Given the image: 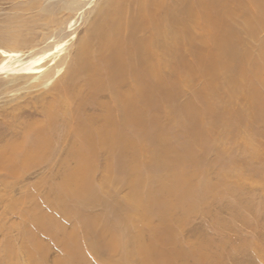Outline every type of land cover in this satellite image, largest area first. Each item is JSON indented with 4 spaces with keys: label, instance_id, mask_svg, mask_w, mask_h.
<instances>
[{
    "label": "bare ground",
    "instance_id": "1",
    "mask_svg": "<svg viewBox=\"0 0 264 264\" xmlns=\"http://www.w3.org/2000/svg\"><path fill=\"white\" fill-rule=\"evenodd\" d=\"M247 1L251 2L252 9L244 8L243 23L246 30L253 31L256 26L264 23V0ZM219 2L220 0H108L95 18L93 17V25L88 35L77 47L64 74L53 84L52 91L39 90L41 93L37 95L35 92V98L31 96L30 101L16 105L12 110L14 115H0L3 119L13 121L22 112L31 117L27 123L24 121L25 129L21 132L11 128V120L6 119L10 127L0 135V169L6 173L17 174L19 178L20 172L24 173L31 165L74 160L75 166L64 171L65 178L62 175L53 191V200L48 202L51 213L42 210L43 202L46 204L45 198L41 199L42 202L31 205L29 193L19 196L21 232L25 243L23 250H26L31 259L34 255L37 256L35 264H44L41 256L43 257L45 248L37 238L40 232L51 237L54 244L59 246L61 242L66 246L69 254L67 261L56 257L53 264H72L70 259L74 262L82 260L77 234L73 230L69 233L61 231V220L71 222L73 229L75 226L84 225L81 227L84 244L94 252H98L100 248L123 249L124 257L119 264H123L124 258H127L130 252L127 253L128 247H131V252L137 255L141 264H177L174 258L181 253L173 246L174 232L168 224L159 231L163 236L162 243L150 240L151 238L147 242L143 241V233L139 231L141 228L137 227L138 230L134 231L130 229L133 226L132 221L135 224V221L144 220L155 209H161L162 222H167V214H170L169 209L171 212L173 204H178L187 197L192 200L190 192L197 187L192 177L197 171L190 170L187 173V168L185 169L186 162H192V151L188 149V154L180 152L172 157L163 155L162 160H155V165H151L155 170L148 167L147 174L142 176L140 171L143 167L137 156L139 148L134 145L133 134L123 130V119L131 125V129L133 125L144 126L153 121L159 122L161 115L158 114L159 106L155 104L163 98L165 101L180 98V87L186 86L187 80L192 77V66L187 67L186 64L178 77L168 70L169 63H176L177 54L183 55L189 48L195 49L196 55L200 54L193 64L196 66V75L203 77L205 84L201 89H196L198 98L204 100L208 98L209 92L216 90H211L208 84L213 81L208 80L218 76L224 77L228 86L241 84L247 92L251 88L252 92L257 93L251 84V77L258 74V61L249 52L238 54L234 48L237 39L230 38L236 34V30L224 27L222 24L225 19H213L224 18L227 10L226 7L220 8ZM201 23L204 28L212 29L209 37H212V43L219 48V53V46L224 49V54L204 56L198 47H194L192 36H195L191 30L195 25L201 27ZM16 55L17 52L0 48L1 58L9 59ZM42 59L39 56L28 63L18 61L13 66L5 65L3 70L6 73L18 72L20 77L33 78V86L46 87L54 72H43L44 74H39L40 77L35 76L44 70L41 69ZM20 109H23L22 112ZM154 109L157 113L153 112ZM196 109L185 102L174 107L173 112L178 119H184V131L189 140L200 143L203 140L200 131L204 120L202 117L197 118L201 112ZM147 110L153 113L144 124L141 117ZM163 131H157V139H160L161 133H166V130ZM170 147L167 146L168 149ZM103 154H106L107 159L104 169L105 178L108 180L114 177L112 170H109L114 156L120 157L116 163L123 173L116 178L131 185L129 197L134 203L133 207L139 209L138 218L135 220L129 212L123 213L122 204L109 198V192L99 194L100 184H91L96 158ZM156 179L157 187L156 184L151 186L149 183ZM151 190L156 193L159 191V194H149ZM55 197V200L65 202L66 207H57ZM7 202L5 204L9 206V200ZM97 205L103 207L101 214L86 218L83 214L80 215L85 209ZM58 210L64 214L62 218L57 216ZM119 240L120 243H117Z\"/></svg>",
    "mask_w": 264,
    "mask_h": 264
},
{
    "label": "rangeland",
    "instance_id": "2",
    "mask_svg": "<svg viewBox=\"0 0 264 264\" xmlns=\"http://www.w3.org/2000/svg\"><path fill=\"white\" fill-rule=\"evenodd\" d=\"M107 2L108 0H0V48L17 52L16 56L9 59L0 56V115L4 113L14 115L12 110L16 105L30 101L31 96L35 98L36 94L44 90L52 91L53 84L64 74L65 68L74 58L77 47L88 35L96 14ZM219 4L220 8L227 9L224 18L213 19L215 21L225 19L222 25L236 30V34L230 36L237 39V45L234 46L236 52L238 54L249 52L260 65L257 76L251 77V84L257 93L252 92L251 88H249L250 92H247L241 84L234 83L233 86H228L224 77L218 76L208 80L213 81L212 84H208L211 90L215 88L216 90L209 92L208 98L202 100L195 91L204 87V78L196 75V66L193 65L195 58L200 57V54L196 55V50L192 48L183 55L177 54L176 63L174 65L169 63L168 70L178 77L186 64L187 67L192 66L193 73L190 80H187L186 86L180 87L179 90L182 91L180 98L167 101L163 98L155 104L159 106L158 114L161 115L159 122L147 123L151 114L157 113L155 109L152 113L147 110L141 117L146 125H133L131 129V125L123 119V130L133 134L134 145L139 148L137 156L142 163L143 170L140 171L142 176L147 174L148 167L155 170L152 167L155 165V160H159L163 155L172 157L180 152L188 154V149L192 151L190 157L192 162L189 164L186 162L185 169L187 168V173L190 170L197 171L192 177L197 187L190 192L191 201L187 197L182 202L173 204L171 212L169 209L170 214H167V222H162L161 209H155L147 217L145 216L144 220L135 221V224L132 221L133 226L130 230L134 231L139 227L143 230L139 229L141 234L143 233L141 235L143 241L147 242L151 238L150 240L162 243L163 236L159 231L168 224L174 232L173 246L181 253L174 258L177 264H264V23L256 26L253 31L245 29L244 8L252 9L251 2L247 0H220ZM241 4L242 6H239ZM262 20L264 21V17ZM197 23L193 22V24ZM191 31L195 36H192L194 47H198L201 54L204 56L224 54L225 51L221 46L219 53V48L212 43V37H209L212 32L210 27L204 28L201 23V27L195 25ZM39 56L43 58L41 69L44 70L35 76L40 77L45 72L55 73L50 77L46 87L33 86V78L20 77L18 72L6 73L3 70L5 65L13 66L14 63L18 64V61L28 63ZM185 102L195 106V109L197 107L196 110L203 114L197 116L204 120L200 131L203 140L200 143L189 140L184 131V119L182 117L178 119L173 112L174 107ZM167 114L168 116H165ZM164 118L165 122L162 121ZM6 119L0 116V135L10 127ZM30 120L31 117L22 112L18 119L10 121L11 128L21 132L25 129L24 124ZM159 129L162 132L163 129L166 130V133H161L160 139H157ZM98 156L92 170L94 173L91 184H100L99 194L109 192V198L122 204L123 213L129 212L131 218L135 220L138 218L139 209L133 207L132 199L129 197L131 185L125 180L116 178L123 173L116 163L120 157L114 156L111 168L109 167L114 177L108 180L105 178L104 169L106 154ZM73 161L31 165L24 173L20 172L22 178L0 169V264H35L37 256L34 255L31 259L26 250H23L25 243L21 232L19 196L29 193L32 198H28L31 205L42 202L41 199L45 198L46 204L43 202L41 208L51 213L52 209L48 202L50 199L53 200V191L62 175L63 179L65 178L64 171L75 166ZM162 176L163 174L160 178ZM159 180L161 181L162 178ZM156 181L157 179L149 184L151 186L156 184L157 187ZM8 193L9 196H6ZM149 194L157 195L159 191L157 193L152 191ZM55 199L56 197L54 201L57 207H66L65 202ZM7 200L9 206L14 203L12 208L5 204L8 203ZM101 211L103 207L97 205L85 209L80 215L83 214L82 216L86 218L99 215ZM58 212L57 216L62 218L64 214L59 210ZM61 221V231L69 233L73 230L77 234L78 242L80 241L79 251L83 255L82 260L74 262L70 259L72 264H119L120 259L124 257L121 248L111 250L100 248L98 252L90 250L84 244L81 232V227L84 225L75 226L73 229L71 222ZM154 231L157 233L154 234ZM44 234L40 232L37 236L45 248L44 255L41 256L44 264H53L56 257L66 262L69 256L66 246L61 242L59 246L54 244L51 237ZM85 238L87 240V236ZM117 243H120V240ZM127 253L128 256L124 258L123 264H141L137 255L131 252V247L127 248Z\"/></svg>",
    "mask_w": 264,
    "mask_h": 264
}]
</instances>
